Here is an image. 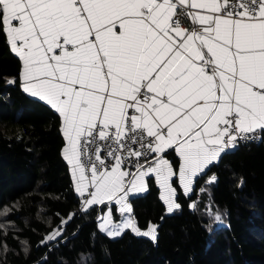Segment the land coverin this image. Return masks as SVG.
Here are the masks:
<instances>
[{
  "label": "snow or ice",
  "instance_id": "obj_1",
  "mask_svg": "<svg viewBox=\"0 0 264 264\" xmlns=\"http://www.w3.org/2000/svg\"><path fill=\"white\" fill-rule=\"evenodd\" d=\"M0 33L23 63V90L62 118L85 213H131L129 195L153 175L172 213L168 149L187 194L239 141L264 139V0H0ZM101 219L107 236L157 240L131 217L114 224L111 209Z\"/></svg>",
  "mask_w": 264,
  "mask_h": 264
},
{
  "label": "trees",
  "instance_id": "obj_2",
  "mask_svg": "<svg viewBox=\"0 0 264 264\" xmlns=\"http://www.w3.org/2000/svg\"><path fill=\"white\" fill-rule=\"evenodd\" d=\"M20 73L0 33V264H264V139L223 153L190 197L177 189L172 213L147 178L131 215L141 230L156 226L157 240L129 230L111 239L98 230L102 206L74 214L79 197L63 158L61 118L24 92Z\"/></svg>",
  "mask_w": 264,
  "mask_h": 264
},
{
  "label": "crops",
  "instance_id": "obj_3",
  "mask_svg": "<svg viewBox=\"0 0 264 264\" xmlns=\"http://www.w3.org/2000/svg\"><path fill=\"white\" fill-rule=\"evenodd\" d=\"M18 23V22H17ZM10 46V45H9ZM10 49H11V47H10ZM12 51V50H11ZM12 53L15 55V56H17L13 51H12ZM18 57V56H17ZM19 58V57H18ZM20 60V59H19ZM20 62H21V73H20V82H21V86H22V88H23V79H22V70H23V63H22V61L20 60ZM25 92V91H24ZM26 93V92H25ZM29 97H31V98H33V99H36V100H38V101H41V102H43V103H45L46 105H48L45 101H42V100H40L38 97H33V96H31L29 93H26ZM50 108H51V106L50 105H48ZM52 109V108H51ZM54 110V109H53ZM55 111V110H54ZM56 112V111H55ZM57 113V112H56ZM58 114V113H57ZM59 115V114H58ZM60 117V116H59ZM61 118V117H60ZM62 127H63V121H62V118H61V132H62ZM62 135H63V132H62ZM63 138H64V136H63ZM64 140H65V138H64ZM65 145H66V140H65ZM65 145H64V147H65ZM169 152H171L172 153V156L173 157H175L176 158V160H177V162L175 163V164H173L172 163V158L170 157H167V154L165 155V159H167L168 161H169V163H171L172 165H173V171L176 173L174 176H173V178H172V180H173V187L174 188H176V190L177 189H179L180 191H181V193L185 196V197H190L192 194H193V191H194V188H195V182L204 174V173H206V171L209 169V167L211 166H209L208 167V169H206L205 170V172L204 173H202V174H200L198 177H196L195 179H194V182H193V191L191 192V193H184V190H183V186L180 184V182H179V167H180V164H181V161H180V158H179V156H178V154L173 150V149H168L167 150V153H169ZM62 153H63V151H62ZM63 158H64V156H63ZM65 161H66V163L68 164V162H67V160L66 159H64ZM218 162V161H217ZM217 162H215V163H217ZM214 163V164H215ZM68 166H69V170H70V175H71V178H72V174H71V166L68 164ZM152 178L154 179V181H155V183H156V185H157V187H158V189H159V191H160V199H161V194H162V190L160 189V187H159V184L156 182V179H155V176L153 175L152 176ZM146 180H147V178H146ZM72 181H73V185H74V188H75V183H74V180H73V178H72ZM205 188V187H204ZM204 188H200L199 190H198V194H197V196H200V194H201V192L202 191H204ZM146 190H147V185H146ZM146 190H144V191H140V192H136V193H133V194H130L129 195V198H128V203H129V205H130V200H131V198L132 197H134V196H138V195H143L145 192H146ZM77 193V192H76ZM77 195H78V197H81L80 195H79V193H77ZM176 198H177V196H176ZM161 201L163 202V200L161 199ZM164 203V202H163ZM165 204V203H164ZM94 206H102L103 208H104V212H106L108 209H109V206L111 207V206H113V207H115V215H113V218L116 220V219H118V217H119V215H120V213H119V205H115L114 203H108V204H106V205H94ZM165 206H166V208H167V205L165 204ZM128 216L129 217H131L132 218V215H131V213H128ZM103 217V213H101L100 214V217H99V219H98V221H100V219ZM133 219V218H132ZM156 227V226H155ZM129 231L131 232V230L129 229ZM141 231H146V230H141ZM131 233H133V232H131ZM134 235H136L135 233H133ZM136 236H138V235H136ZM139 237H144V236H139ZM147 238V237H146Z\"/></svg>",
  "mask_w": 264,
  "mask_h": 264
},
{
  "label": "built area",
  "instance_id": "obj_4",
  "mask_svg": "<svg viewBox=\"0 0 264 264\" xmlns=\"http://www.w3.org/2000/svg\"><path fill=\"white\" fill-rule=\"evenodd\" d=\"M261 142L260 138L257 139H253V140H248V141H239L238 145L235 148L232 149H240V148H245L248 149L252 146H256ZM231 150V149H230ZM211 178L208 179V181H210ZM84 199L85 197H80L79 198V204H78V208L77 210L74 211V214H77L78 216H80L82 214L83 209H84Z\"/></svg>",
  "mask_w": 264,
  "mask_h": 264
},
{
  "label": "rangeland",
  "instance_id": "obj_5",
  "mask_svg": "<svg viewBox=\"0 0 264 264\" xmlns=\"http://www.w3.org/2000/svg\"><path fill=\"white\" fill-rule=\"evenodd\" d=\"M111 209V207L109 206V209L106 211V212H103V216H105V215H107V213H108V211ZM112 211V210H111ZM119 213H120V211H119ZM113 214V213H112ZM215 217H216V215H215ZM127 218H129V216H128V213H124V214H121L120 213V215H119V217H118V219H114L113 218V215H112V222L114 223V224H119V223H122L125 219H127ZM216 220V219H215ZM102 222V219H100V221H98V224L99 223H101ZM216 224H217V226H221L222 224H221V219L219 220V221H217L216 220ZM127 231V230H126ZM103 234H105V233H103ZM106 235V234H105ZM107 236V235H106ZM109 238H111V239H116V238H118V237H120V236H117V237H110V236H108ZM147 238H150V237H147ZM151 239V238H150ZM152 240V239H151Z\"/></svg>",
  "mask_w": 264,
  "mask_h": 264
},
{
  "label": "bare ground",
  "instance_id": "obj_6",
  "mask_svg": "<svg viewBox=\"0 0 264 264\" xmlns=\"http://www.w3.org/2000/svg\"><path fill=\"white\" fill-rule=\"evenodd\" d=\"M80 198V197H79Z\"/></svg>",
  "mask_w": 264,
  "mask_h": 264
}]
</instances>
